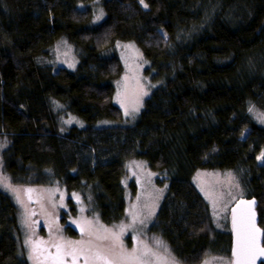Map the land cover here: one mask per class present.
Segmentation results:
<instances>
[{
	"label": "trees",
	"instance_id": "16d2710c",
	"mask_svg": "<svg viewBox=\"0 0 264 264\" xmlns=\"http://www.w3.org/2000/svg\"><path fill=\"white\" fill-rule=\"evenodd\" d=\"M94 2L104 11L99 22L82 8ZM62 38L78 51L74 70L55 66L51 52ZM127 40L159 82L131 123L115 102L123 73L115 47ZM252 103L264 109V0H0L6 172L24 186L60 182L91 196L112 225L126 214V162L144 159L167 188L152 231L183 263L201 264L233 240L208 227L193 182L199 169L242 168L264 231V127ZM55 104L82 124L61 129ZM66 219V233L79 237ZM18 229V209L0 191V264H30Z\"/></svg>",
	"mask_w": 264,
	"mask_h": 264
},
{
	"label": "rangeland",
	"instance_id": "374dc122",
	"mask_svg": "<svg viewBox=\"0 0 264 264\" xmlns=\"http://www.w3.org/2000/svg\"><path fill=\"white\" fill-rule=\"evenodd\" d=\"M86 7L91 8L96 22L102 20L104 11L101 4L94 2L87 6L82 5L83 9ZM115 50L123 63V73L116 81L115 102L121 108L124 123H131L139 118L146 99L159 82L151 81L152 74L147 73L150 63L134 41H119ZM51 53L55 57L57 69L65 67L74 70L77 67L78 51L67 39H60ZM250 108V114L264 127V109L254 103L250 104ZM55 109L61 129L67 130L82 124L78 118L67 112L63 105L55 104ZM248 132L243 137H246ZM9 147V137L0 135V191L8 195L18 209V239L30 264H58L54 259L57 255L56 244L65 245L62 252L69 250L67 242L80 247L76 242L91 240L93 245L107 247L114 242L111 234L119 236V242L116 243H122L126 252L135 249L138 254H142L146 249L150 250L144 257L150 264H186L175 256L170 244L160 234L152 231L156 228L154 225L158 222L167 188L159 182L163 176L152 171L144 159L132 158L126 162V214L120 222L106 225L102 222L91 196L86 200L81 192L69 191L60 182L37 186L31 185L30 182L28 186L15 183L4 167ZM193 176V182L205 197L209 208V229L213 234L230 239L231 206L242 198L252 196L244 170L199 169ZM132 184L135 185V191L131 190ZM29 189L31 191H28ZM70 199L75 203V213L71 211ZM64 216H67V224L79 231V237L66 233V226L61 224ZM97 236H108L109 239L97 240ZM83 247L85 252L78 254L76 264H93L86 255L88 245ZM231 248L230 241L222 254H209L201 264H232ZM63 260L64 264H72V257L69 255H63Z\"/></svg>",
	"mask_w": 264,
	"mask_h": 264
},
{
	"label": "snow or ice",
	"instance_id": "6c2138e0",
	"mask_svg": "<svg viewBox=\"0 0 264 264\" xmlns=\"http://www.w3.org/2000/svg\"><path fill=\"white\" fill-rule=\"evenodd\" d=\"M143 3V0H141ZM147 7V5H145ZM252 110L251 108L249 109ZM264 158V157H262ZM28 191H31L30 189ZM251 205L255 204V201L249 202ZM255 213L252 212L251 218H242L237 223V218L235 212L233 214V225L234 230L236 231V247L233 251L235 257L232 264H256V261L260 257H264V246H261L258 239V233L260 229L256 228L254 222ZM107 232L108 230L105 229ZM123 231V229L121 230ZM112 240L114 241L107 247L95 244L93 245L92 241H78L76 245H81L80 247L74 246L72 242H67V249L65 245L56 244L57 255L54 258L58 261V264H64L63 255H69L72 257V264H76L79 253H84L85 248L83 245L87 244V253L86 255L93 261V264H150L148 260L144 257L148 255L150 250H145L144 253L138 254V250H133L131 252H126L123 248V244L119 242V236L116 234H111ZM108 236L99 237L97 240H108ZM117 247L119 250H117ZM35 251V249H33ZM31 258V257H30Z\"/></svg>",
	"mask_w": 264,
	"mask_h": 264
},
{
	"label": "water",
	"instance_id": "95a60500",
	"mask_svg": "<svg viewBox=\"0 0 264 264\" xmlns=\"http://www.w3.org/2000/svg\"><path fill=\"white\" fill-rule=\"evenodd\" d=\"M251 201H255L254 205H251L249 202ZM258 201L256 198L253 199H248V198H242L240 200H238L236 203H234L231 207V229H232V261L234 262L235 257L233 255V251L236 247V231L234 230V225H233V214L235 212L236 218H237V223L239 224L240 220L242 218H251V214L252 212L255 213L254 215V222H255V226L256 228L260 229V232L257 234L258 235V239H259V243L261 246H264V231L262 229V227H260L259 225V220L260 217H258ZM256 264H264V257H260L257 259Z\"/></svg>",
	"mask_w": 264,
	"mask_h": 264
}]
</instances>
